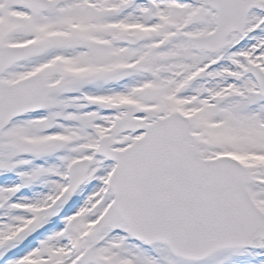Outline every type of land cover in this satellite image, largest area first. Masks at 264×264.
I'll list each match as a JSON object with an SVG mask.
<instances>
[{"label":"snow or ice","instance_id":"obj_1","mask_svg":"<svg viewBox=\"0 0 264 264\" xmlns=\"http://www.w3.org/2000/svg\"><path fill=\"white\" fill-rule=\"evenodd\" d=\"M0 264H264V0H0Z\"/></svg>","mask_w":264,"mask_h":264}]
</instances>
